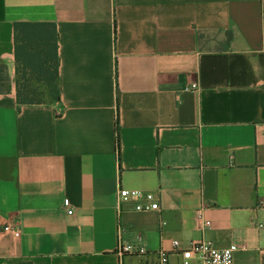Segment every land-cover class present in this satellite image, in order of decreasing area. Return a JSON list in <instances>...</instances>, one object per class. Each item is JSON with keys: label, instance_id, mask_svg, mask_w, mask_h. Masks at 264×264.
Here are the masks:
<instances>
[{"label": "crops", "instance_id": "0c3cea01", "mask_svg": "<svg viewBox=\"0 0 264 264\" xmlns=\"http://www.w3.org/2000/svg\"><path fill=\"white\" fill-rule=\"evenodd\" d=\"M16 22L56 24L59 102L19 106ZM0 57V264H264V0H0Z\"/></svg>", "mask_w": 264, "mask_h": 264}, {"label": "trees", "instance_id": "16d2710c", "mask_svg": "<svg viewBox=\"0 0 264 264\" xmlns=\"http://www.w3.org/2000/svg\"><path fill=\"white\" fill-rule=\"evenodd\" d=\"M14 39L15 87L19 106L59 102L61 100L60 56L56 24L16 22ZM11 89L12 81L7 65L0 57V94L9 93Z\"/></svg>", "mask_w": 264, "mask_h": 264}, {"label": "built area", "instance_id": "2783aa9c", "mask_svg": "<svg viewBox=\"0 0 264 264\" xmlns=\"http://www.w3.org/2000/svg\"><path fill=\"white\" fill-rule=\"evenodd\" d=\"M198 88L197 83L186 86L183 90L191 91ZM118 203L123 205L132 203L136 211H157L160 204L155 193L152 191H144L137 189L121 188L118 192ZM73 211H69L72 213ZM197 218L202 220V210L197 211ZM205 225L209 226L210 221H205ZM4 231L11 233L16 238L19 237V230L10 224H6ZM248 249L246 243H232L225 247H219L210 241L198 240L194 241L190 246L176 252L180 256L181 264H235V253ZM121 255L131 253L135 255H143L147 252L144 245L121 243L119 246ZM158 264H170L169 254L161 250L158 253Z\"/></svg>", "mask_w": 264, "mask_h": 264}]
</instances>
